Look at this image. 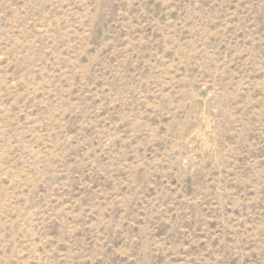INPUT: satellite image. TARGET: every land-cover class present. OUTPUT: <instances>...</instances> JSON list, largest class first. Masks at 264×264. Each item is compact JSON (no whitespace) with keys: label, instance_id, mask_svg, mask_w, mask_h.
Instances as JSON below:
<instances>
[{"label":"rangeland","instance_id":"374dc122","mask_svg":"<svg viewBox=\"0 0 264 264\" xmlns=\"http://www.w3.org/2000/svg\"><path fill=\"white\" fill-rule=\"evenodd\" d=\"M0 264H264V0H0Z\"/></svg>","mask_w":264,"mask_h":264}]
</instances>
